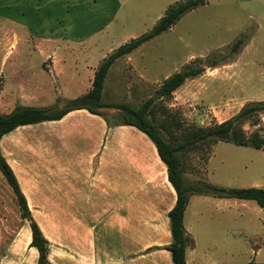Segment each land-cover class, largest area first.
Segmentation results:
<instances>
[{"label": "rangeland", "instance_id": "1", "mask_svg": "<svg viewBox=\"0 0 264 264\" xmlns=\"http://www.w3.org/2000/svg\"><path fill=\"white\" fill-rule=\"evenodd\" d=\"M183 1L0 0V113L18 106L63 108L83 98L92 88L94 70L109 54L151 31L169 7ZM47 38L61 41L43 44ZM240 38L245 43L239 54L188 80L170 98L158 102L150 116L158 122L173 114L181 131L224 122L248 102L264 101V0H207L169 31L118 59L105 79L102 101L138 107L168 77L193 62L205 65L218 52L226 56ZM55 52L77 61L76 78L57 79L52 59H40ZM98 111L108 118V126L132 139L149 160L153 150L147 148L144 134L115 126L116 110ZM93 119L102 118L77 110L65 122L21 127L2 139V154L10 165L16 152L36 149L34 162L44 166L54 155L77 168L80 154L92 143L84 131L98 129L87 126ZM262 128L246 125L244 130L248 135L261 130L264 137ZM175 133L177 140H183L181 132ZM183 155L186 185L202 180L224 188L264 189V150L220 142ZM197 199L208 200L202 207L204 215L220 221L197 236V264H264V208L248 200L194 196ZM21 220L18 201L0 171V248L11 243ZM219 228L225 230L222 236Z\"/></svg>", "mask_w": 264, "mask_h": 264}, {"label": "crops", "instance_id": "2", "mask_svg": "<svg viewBox=\"0 0 264 264\" xmlns=\"http://www.w3.org/2000/svg\"><path fill=\"white\" fill-rule=\"evenodd\" d=\"M60 41L47 38L42 43ZM48 58L57 79L79 75L75 59L56 52L40 59ZM28 87L35 90L30 82ZM76 111L57 122H65ZM90 123L88 127L98 129L82 134L92 143L80 154L77 168L54 155L44 166L34 162L36 149L16 152L10 159L31 215L49 242V264H173L165 248L173 241L168 214L177 197L155 146L147 140V148L153 150L148 160L132 139L119 136L117 127L103 119ZM193 198L184 215L185 230L194 239V246L186 250L187 264L198 262L197 236L220 222L204 215L202 207L208 200ZM219 229L221 236L225 234L224 228ZM31 242L30 224L21 220L11 243L0 248V264H38L39 252Z\"/></svg>", "mask_w": 264, "mask_h": 264}, {"label": "trees", "instance_id": "3", "mask_svg": "<svg viewBox=\"0 0 264 264\" xmlns=\"http://www.w3.org/2000/svg\"><path fill=\"white\" fill-rule=\"evenodd\" d=\"M206 4L207 0H185L169 7L151 31L131 39L100 63L94 74L92 88L83 98L72 101L63 108L18 106L8 114L0 113V143L5 136L21 127L57 122L75 110H86L90 114L108 121V118L98 111L100 108L117 111V114L112 117L116 121L115 126L131 127L144 134L155 146L160 160L166 166L168 181L174 188L177 197L175 206L168 214L173 241L165 248L171 253L173 264H187L186 250L188 247L194 246V239L184 227V215L192 196L255 201L258 206L264 208V189L262 188H224L202 180L186 185L183 163V154L198 149H210L220 142L264 150V137L261 135V130L254 131L250 135L244 130L246 125L263 129L264 101L248 102L237 114L224 122L208 127H193L183 131L180 130L182 129L180 121L173 114H169L168 117L166 116L158 122L156 120L154 122L150 118L157 103L170 98L188 80L203 75L207 68L214 69L227 63V57L239 54L245 39L240 38L230 46L226 56H222L218 52L205 65L193 62L181 72L168 77L155 93L138 107L129 103L104 102L102 101V92L107 74L118 59L130 55L143 44L169 31L184 15ZM1 91L0 84V94ZM175 131L181 132L183 140H177L179 138ZM0 171L18 201L22 219L27 220L30 224L32 232L30 246L39 252L38 264H49L47 259L49 242L32 217L18 179L3 156L1 147ZM249 264L255 263L252 261Z\"/></svg>", "mask_w": 264, "mask_h": 264}]
</instances>
